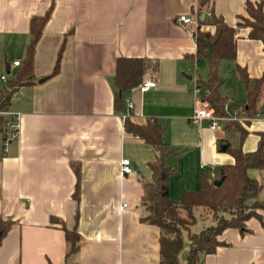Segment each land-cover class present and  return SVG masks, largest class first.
<instances>
[{
    "label": "crops",
    "instance_id": "obj_1",
    "mask_svg": "<svg viewBox=\"0 0 264 264\" xmlns=\"http://www.w3.org/2000/svg\"><path fill=\"white\" fill-rule=\"evenodd\" d=\"M247 1L260 2L264 15V0H0V76L7 80L26 57L31 19L47 14L34 47L31 82L14 90L7 108L10 122L19 117L17 136L11 138L8 125L0 131V217L14 221L0 239V264H159V228L144 220V183L152 181L149 162L157 152L124 130L125 101L123 109L114 103L117 59L148 62L141 81L157 84L146 91L132 87L123 100L133 104L131 122L155 118L165 124L162 137L172 151L164 163L177 169L168 177V194L179 201L184 192L199 190L202 175L233 163L223 144L239 141L238 133L225 129L229 120L215 126L191 120L197 107L208 105L198 97L197 81L206 79L208 64L194 57L195 32L213 27L200 22L212 13L236 29L235 56L218 68L224 78L220 93L231 112L245 98L236 66L251 79L264 76L262 42L237 26ZM181 14L191 15L192 24L180 23ZM15 60L21 64L14 66ZM222 68L242 86L238 100L226 89ZM249 120L241 142L246 152L257 146L264 112ZM124 158L139 173L121 175ZM247 173L261 185L249 201L264 202L263 173ZM254 211L242 228L223 229L215 250L200 254L201 264H264V209ZM200 216L201 229L216 222L205 210ZM62 225L79 234L70 255ZM186 235L179 264H187Z\"/></svg>",
    "mask_w": 264,
    "mask_h": 264
},
{
    "label": "trees",
    "instance_id": "obj_2",
    "mask_svg": "<svg viewBox=\"0 0 264 264\" xmlns=\"http://www.w3.org/2000/svg\"><path fill=\"white\" fill-rule=\"evenodd\" d=\"M246 16H241L237 26L249 28L248 37L258 39L264 48V15L260 2L247 1ZM47 14L33 17L30 21L31 40L27 47L26 57L16 75L0 86V131L6 130L9 118L6 115L14 90L23 84L30 83L32 61L35 44L42 32ZM212 26L213 29L197 28L195 32L196 52L194 57L204 58L208 64L205 80L197 81L198 97L208 104L214 115L220 117H243L244 120H229L225 129L228 133H238L236 144L226 140L225 151L234 158L233 163L220 165L214 171V176L202 175L198 191H186L179 201H172L168 194V177L176 173L175 167L165 165V156L172 150L164 142L162 134L165 124L155 118L144 124H136L126 118L124 130L142 138L157 152L154 160L149 162L152 171V181L144 183V204L147 215L144 220L159 228V264H179L178 253L185 244L184 232L187 231V264H201L200 254L212 253L220 244L218 235L227 227L242 228L249 216L255 214V208H263L264 202L257 199L251 206L245 201L256 198L261 189L257 180L249 177L250 168L259 170L264 175V130L259 133L257 146L253 151H243L241 142L247 135L245 125L249 119L256 118L264 112V76L251 79L248 71L240 65L236 66L238 79L244 83L245 98L233 105L232 112L227 106V97L220 93L224 78L218 75V68L223 60L233 59L236 53V29L227 25L223 18L210 14L209 18L200 22ZM53 69L57 71L58 59ZM193 58V56H191ZM148 62L139 57H120L116 62L114 103L117 109L124 108L123 92L138 86ZM245 123V125H243ZM74 197L78 199L79 171ZM223 177L219 185L214 181ZM197 207H202L216 220L215 224L204 227L198 232L188 231L194 223ZM14 221L0 217V239L13 225ZM65 233L67 250L70 255L77 250L79 234L75 228L61 227Z\"/></svg>",
    "mask_w": 264,
    "mask_h": 264
},
{
    "label": "built area",
    "instance_id": "obj_3",
    "mask_svg": "<svg viewBox=\"0 0 264 264\" xmlns=\"http://www.w3.org/2000/svg\"><path fill=\"white\" fill-rule=\"evenodd\" d=\"M178 21L180 23L184 24V25H191L192 22H193V18H192L191 15L181 14L178 17ZM12 64L14 66H17V65H19L21 63L18 60H15ZM6 80H7V76L6 75H1L0 76V81L6 82ZM155 84H157V83L155 82L154 79L146 78V79H143L139 83L138 88L140 89V91H146L149 88L154 87ZM124 101H125L126 113L122 114V119L123 120L128 118L129 113L133 109V104H132V102L129 99L126 98ZM0 113H3V112H0ZM18 119H19L18 115H15L14 118H13V121L7 123L8 127L11 129V138L12 139H14L17 136V133H18V124H19ZM203 119L208 120L211 126H215L221 120H231V119H234V118L225 117V116H223V117L216 116V115H214L213 110L208 105L203 104L202 106L197 107L194 110V113L191 116V120L194 123H198L199 124ZM132 171H133V168H132L131 161L129 159H127V158L122 159L121 162H120L121 175L129 174ZM211 176L212 177L214 176V172H211Z\"/></svg>",
    "mask_w": 264,
    "mask_h": 264
},
{
    "label": "rangeland",
    "instance_id": "obj_4",
    "mask_svg": "<svg viewBox=\"0 0 264 264\" xmlns=\"http://www.w3.org/2000/svg\"><path fill=\"white\" fill-rule=\"evenodd\" d=\"M201 62H203V64H206V62H205L204 59ZM221 72L223 73V75H226L225 77H227V78L229 77V73L227 72L226 68L225 69L222 68V71ZM202 74H203V71L201 72V75ZM234 80L235 79H234L233 76H232V78H228L227 79V83H226L227 87H226V89H229L228 91L230 92V96L231 97H233L235 100H238V98L240 97V93H241V90H242L241 87L242 86L239 85L240 83L237 80H235V81ZM263 99H264L263 96H261V100H263ZM228 108L231 109V106L229 105ZM249 200L250 199H248V200L245 201V204L247 206H251L254 203V201L251 203V201H249ZM202 210H203L202 207H197L196 208V214H197V219L196 220L197 221L191 225L190 231H199L201 229V227L205 226V224L199 223L200 221L202 222V220H203V217L200 216V214L202 213Z\"/></svg>",
    "mask_w": 264,
    "mask_h": 264
},
{
    "label": "water",
    "instance_id": "obj_5",
    "mask_svg": "<svg viewBox=\"0 0 264 264\" xmlns=\"http://www.w3.org/2000/svg\"><path fill=\"white\" fill-rule=\"evenodd\" d=\"M204 17V15L202 16V18ZM132 168H133V170H135L137 173H139V170H138V168H137V166L136 165H133L132 164ZM222 180H223V177H221V178H219V179H217V180H215L214 181V185H219L221 182H222Z\"/></svg>",
    "mask_w": 264,
    "mask_h": 264
}]
</instances>
